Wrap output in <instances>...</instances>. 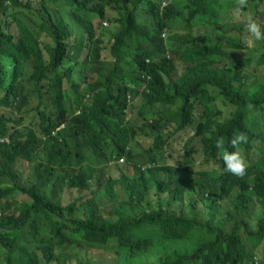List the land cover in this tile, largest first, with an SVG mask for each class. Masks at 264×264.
Masks as SVG:
<instances>
[{
  "label": "trees",
  "instance_id": "1",
  "mask_svg": "<svg viewBox=\"0 0 264 264\" xmlns=\"http://www.w3.org/2000/svg\"><path fill=\"white\" fill-rule=\"evenodd\" d=\"M182 1L180 7L164 8L152 0H115L109 7L116 10L115 17L102 0H0V107L23 113L35 93L40 110H45L36 129H17L20 119L0 111V136L10 139L0 141V181L14 182L0 186V200L17 192L30 197L18 213L0 218V264H40V256L46 264L68 262L67 252L81 259L78 247L114 242L125 251L127 264L145 259L155 260L150 264H264V249L257 256L264 243V77L249 82L247 75L264 68V41L253 48L254 57L242 58L238 53L248 48L242 39L228 37L220 23H212L228 0ZM258 1L264 5V0ZM140 11L146 16L138 15ZM108 16L117 26L106 33ZM145 19L148 30L142 28ZM11 24L17 27L7 29ZM181 24L188 30L187 41L174 37ZM194 27L211 32L195 35ZM229 31L243 33L232 26ZM130 43L133 66L127 69L123 60L129 64L132 58L124 48ZM105 45L111 59L103 60ZM110 61L111 69L75 76L83 90L79 84L71 85V95L64 89L59 70L65 62L75 63L66 73L72 76L81 66L102 62L105 69ZM129 97L139 98L141 106L129 104ZM220 101L231 108L229 117L218 107ZM130 111L136 112L134 120L129 119ZM240 132L248 137L243 150L259 154L248 161L243 177L225 172L221 158L215 177L155 156L182 134L189 135L185 156L194 153L192 143L199 139L203 155L215 157L217 138L223 137L231 150L229 142ZM138 135L152 139L145 151L150 166H120V178H110L101 189L110 201L126 196L127 204L106 215L98 194L80 195L70 205L57 203L68 187L89 190L95 185L99 169L87 151L117 162L126 155L132 162L139 157L130 148ZM22 163L30 166V179L20 183ZM43 182L57 193L42 192ZM149 193L157 196L156 208L136 214L134 208H143ZM252 198L258 204L254 208ZM175 202L181 204L179 213L171 210ZM78 209L85 214L63 221L64 214ZM251 211L257 217L253 227ZM145 226L157 232L145 235ZM77 264L100 263L88 258Z\"/></svg>",
  "mask_w": 264,
  "mask_h": 264
},
{
  "label": "rangeland",
  "instance_id": "2",
  "mask_svg": "<svg viewBox=\"0 0 264 264\" xmlns=\"http://www.w3.org/2000/svg\"><path fill=\"white\" fill-rule=\"evenodd\" d=\"M104 4H106L108 7V9L111 11V13H114V16L117 17V13L115 12L116 10H112L109 7H114L115 6V0H102ZM153 3H161L163 6L164 5H177L178 7L182 6L183 1L182 0H152ZM52 11L55 10V7L52 6L50 8ZM146 9V8H143ZM65 11H70V8H67ZM129 11V10H128ZM260 11V13H258ZM123 13H125V11H123ZM144 15V14H143ZM189 14H186L183 16V18H186ZM255 16L257 19L264 21V5H262V3H260L258 0H249L248 6L244 9H239L236 8L235 5L233 4L232 0H228L227 5H226V9L224 11H221V15L219 17V19H212V23L213 24H218L220 23V25L223 27L221 28L223 33L227 32V36L228 37H239L242 39V42L248 38V34L245 32L244 30V21L245 19L249 16ZM113 16V15H111ZM48 17V16H47ZM23 20L28 21V23H30L29 19L27 16H22ZM109 20H111L112 22H114L110 16H108L106 22L109 24V26H105L106 28V33L108 31V28H111V26H117L112 24ZM52 24V23H50ZM142 28L145 30H148L147 25L148 22L146 20H144L143 22H141ZM232 26V28L234 30L236 29H241L243 31L242 34H237L236 32L232 33L230 32V27ZM17 26L15 24H11L10 26L7 27V29H15ZM211 28V27H209ZM214 31L215 28L213 27ZM33 31L35 34H40V29L39 27L35 26L33 27ZM217 31V30H216ZM193 32L195 35L197 34H205V33H209L211 32V30H206L203 29L201 27H194L193 28ZM13 34H16V31L13 30L12 32ZM188 30L186 28V26L184 24L176 25V33L174 35V37L176 36V39H182L183 41H187L189 40L188 37ZM101 35H103V37H105V34L102 33ZM163 40H168L167 35H163ZM173 43L175 41H172ZM262 41H258L255 42L254 45L252 47H250V49H252V51H248L249 47L246 50L240 51L238 53V55L240 57H254L255 53L253 52V48L255 47H260ZM106 44H110V37H108L106 39ZM244 44V43H243ZM134 43H130L128 46H126L125 44V48L124 51H126V55H129V49L131 46H133ZM86 56H84L85 58ZM83 58V59H84ZM127 58V57H126ZM130 58H132L129 62V64H127L126 61L123 60V68H131V66H133V57L130 56ZM104 59H111V54H110V48H108L105 45V51H103V60ZM74 62L71 63H64V66L62 67V69L59 70L61 76L64 79V89L70 93L69 89H71V85L74 84H79L80 89L83 90V86L82 84L79 82H76V78L75 76L79 75L80 73H83L84 75H86L87 73H91V74H96L99 73L101 71H106L107 69H111L113 67L112 62L110 61L108 63V65L106 66V68H103V63L99 62V64H90L89 66H81L78 69L73 70V75L72 76H67L66 73L72 70V66L74 65ZM255 63H253L251 66L248 67L249 71H252L254 69ZM248 75V81L249 82H253V80H262V78L264 77V68H260L258 72L255 73L254 76H249ZM32 86L29 87L28 91H33ZM67 93V92H64ZM72 102L74 101L71 100ZM47 103V101H46ZM131 104L135 105V106H141V100L139 98H134L131 97ZM218 104V107H220L223 111H224V117H229L230 116V112H231V108L227 105H225L223 103V101H220ZM40 105H41V99L40 96L38 94H31L30 95V100L28 102L27 105H25V110L27 112H25V110L22 112L16 111V113H13V110L16 109H9V108H3L0 107V111H5V112H10L13 113L14 117L17 119H20L19 124L17 126V129H19L20 127H23V129H27V128H32V129H36L38 128L39 124H40V111H45V110H40ZM157 110H167V108H157ZM201 110L197 111V115H200ZM23 116H25V118H22ZM136 118V112L130 111L129 112V119L134 120ZM149 119H152V114H150L148 116ZM141 125V124H140ZM15 131V130H14ZM13 131V132H14ZM12 132V134H13ZM189 137V135H182L180 134L179 137L176 140H173L168 146H166V150H164V152L160 153V154H156L155 156L157 158H159L161 160V162H167L169 165H188L196 170L199 171H209L211 176H218V173L215 171H221V161H220V157L219 156H215V157H207L203 155L202 152V146L199 142V139H196L193 143H192V148L194 153L192 155L189 156H185L186 152H185V143L187 141V138ZM152 144V139L143 136V135H138L135 143L132 145H130V148L133 150V152L135 154H137L139 157L138 159H135L132 162L128 161V157L126 155L123 156V158L125 159L124 162L122 163H118L117 160L113 159L112 160H107L106 158L103 157H98V156H93V153L91 151H87V156L89 158L90 161H93L97 164L98 166V174L95 178V180L92 182L93 184H95L94 186H92L91 189L89 190H79V189H74V188H70L69 192H65L63 193V197L62 199H55L57 201L58 204H63V205H70L73 202H75L74 200H78L80 195H84L86 197H90L93 196L95 194H98L99 196H102L99 199V203H100V207L102 209V212L105 213L106 215L109 214L110 212L115 211V208H119V206L121 205H125L129 202V200H127L126 196H123L122 198H120V201H110L109 197L107 195H101V189L104 188L105 184L112 179H118L121 176V169L120 166H124L126 164H131L132 166H134V163L137 162V164H142L145 167L150 166L148 161H149V156L145 155V151L147 149H149V147ZM257 150V147H254ZM247 157L248 161H255L259 154H258V150L256 151H244ZM116 154V153H115ZM109 155L111 156V154L109 153ZM144 155V156H141ZM1 164V163H0ZM21 168H22V173L23 176L20 179V183L24 180L30 179L28 177L29 173H30V166L27 163H22L21 164ZM38 182V178L35 176L33 178V183H37ZM14 184L13 180L9 179V178H5L4 181H0V186L1 187H6V186H12ZM118 188H119V184H118ZM41 191L44 193L47 192H52L53 194H56V189L52 188L47 182H43L42 183V187H41ZM18 197L19 203L17 205L16 208H13L12 211L15 213H18L19 208L21 206V204L23 203L24 200H29L30 197L27 194H23L22 192H17L15 193ZM162 197H165V194H161ZM157 200V196L154 193H149L146 202H145V206L143 208H134V211L136 214L140 213V211L144 210V209H149V208H156L155 203ZM256 199L252 198L251 199V203H252V208H254L255 206H257L258 204H256ZM130 203H132V200H130ZM78 205H81V202H78ZM181 204L175 202L172 207L171 210L175 211L176 213H179L182 209V207H180ZM184 213L185 214H189L187 208H184ZM134 213V214H135ZM83 214H85L83 209H78L76 210L74 213L72 214H64L63 217V221L67 222L68 219L69 220H76L78 219V217L82 216ZM256 218L253 214V212L251 211V214L248 216V220L251 224V226L253 227L256 223ZM157 232L156 228L150 227V226H145L143 228V233L145 235H153ZM46 235H49V232L45 233ZM91 248H86V247H78L77 251L80 254L81 259L83 260V262H86L88 260V258L103 264L104 262L106 264H127L124 260V253L125 251L122 250L118 244L111 243V244H105V245H91ZM58 252H61V250H58ZM263 253V250H259L257 256L260 257ZM153 255L156 257V252H153ZM67 260L68 262H64V260H61L60 262H53V264H77L78 261H81L80 258L73 257L71 256L68 252H67ZM151 259L147 260H143V261H139V260H133L130 264H149L154 262L155 260L151 261Z\"/></svg>",
  "mask_w": 264,
  "mask_h": 264
},
{
  "label": "clouds",
  "instance_id": "3",
  "mask_svg": "<svg viewBox=\"0 0 264 264\" xmlns=\"http://www.w3.org/2000/svg\"><path fill=\"white\" fill-rule=\"evenodd\" d=\"M248 3L249 0H234L235 7L239 9L246 8L248 6ZM163 7L165 8L167 7V5H164ZM138 15L146 16L145 12L142 11H140ZM105 26H109V24L105 23ZM244 30L248 34V38L243 41L246 47L250 48L254 45L255 42L264 41V21L257 19L255 16L249 15L245 19ZM164 34L166 35V33H163V35ZM128 100H129L128 103L131 104V97H129ZM54 134H56V132H54ZM0 141L10 142V139L2 138L0 136ZM247 142H248V137L246 133L240 132L238 134H234L229 142L231 150H228L225 148L224 138L223 137L217 138L215 147L218 150V156L224 162L225 172L231 173L232 175L238 177H243L246 174L247 169L249 167V163L246 154L242 148V145L246 144ZM124 161L125 159L121 157L118 160V163H122ZM69 191L70 188L68 187L63 193L65 192L67 193ZM17 197L18 196L16 195L14 197H7L0 200V204L4 206V208H0V218H2L5 215H8V213H14L12 209L16 208L19 203ZM52 197L55 198L56 196L52 195ZM40 264H46L41 256H40Z\"/></svg>",
  "mask_w": 264,
  "mask_h": 264
},
{
  "label": "crops",
  "instance_id": "4",
  "mask_svg": "<svg viewBox=\"0 0 264 264\" xmlns=\"http://www.w3.org/2000/svg\"><path fill=\"white\" fill-rule=\"evenodd\" d=\"M259 248H260V250L264 249V243H262Z\"/></svg>",
  "mask_w": 264,
  "mask_h": 264
},
{
  "label": "built area",
  "instance_id": "5",
  "mask_svg": "<svg viewBox=\"0 0 264 264\" xmlns=\"http://www.w3.org/2000/svg\"><path fill=\"white\" fill-rule=\"evenodd\" d=\"M144 77V76H143Z\"/></svg>",
  "mask_w": 264,
  "mask_h": 264
}]
</instances>
